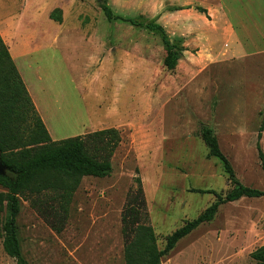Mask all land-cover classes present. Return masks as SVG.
<instances>
[{"label": "rangeland", "instance_id": "obj_1", "mask_svg": "<svg viewBox=\"0 0 264 264\" xmlns=\"http://www.w3.org/2000/svg\"><path fill=\"white\" fill-rule=\"evenodd\" d=\"M99 1L0 0L5 42L33 39L32 55L17 66L52 138L113 128L121 137L109 176H86L71 193L20 195L18 236L28 264H126L138 224L151 225L164 249L169 235L233 188L223 163L209 156L205 127L215 132L236 178L264 191L257 149L261 133L264 151V0L256 8L261 15L246 23L238 0H106L116 16L154 19L179 41L183 56L173 70L164 64L160 36L109 22ZM28 116L23 142L32 148L33 112ZM100 145L90 140L87 150L95 155ZM3 239L0 264H17ZM261 246L264 197H244L220 204L215 218L180 240L161 264H257L251 253Z\"/></svg>", "mask_w": 264, "mask_h": 264}, {"label": "trees", "instance_id": "obj_2", "mask_svg": "<svg viewBox=\"0 0 264 264\" xmlns=\"http://www.w3.org/2000/svg\"><path fill=\"white\" fill-rule=\"evenodd\" d=\"M100 6L109 22L124 20L137 28H143L160 36L165 44L167 56L165 66L173 70L183 56L179 41L171 40L162 24L154 19L143 17L123 18L116 16L106 0H100ZM207 14V9L198 8ZM62 22V19L55 18ZM29 112H33L32 126L28 136L33 147L24 146L22 123L28 122ZM0 153L1 162L7 168L5 175H0V186L6 191L0 192V214L6 213L0 230L6 253L17 264H28L23 256L18 236L17 219L20 211V195L26 191L41 193L48 189H63L66 193L74 192L80 181L86 176L107 177L112 171L111 157L121 142L116 129H104L84 136H75L60 141L51 138L49 131L40 117L29 94L25 82L11 56L9 47L0 34ZM20 124V125H19ZM21 126V127H20ZM18 127V131L14 129ZM263 130V128H262ZM261 130V131H262ZM259 133L257 149L264 171V151ZM202 140L209 147V156L220 160L229 175L233 188L225 198L219 197L195 220L188 221L169 235L164 249H159L154 229L151 225H139L134 229V236L126 247V264H161L162 259L172 251L177 243L190 235L200 225L211 222L222 203L235 202L244 197H264V191L248 187L236 178L229 158L220 147L218 137L210 127L201 133ZM97 140L100 147L95 155L87 150L88 141ZM99 152V155L96 153ZM101 151L104 154H101ZM140 181V180H139ZM202 193L213 191L199 190ZM126 219V216H125ZM126 221V220H125ZM135 227V226H134ZM127 230L125 224L124 231ZM257 264H264V246L251 253Z\"/></svg>", "mask_w": 264, "mask_h": 264}, {"label": "crops", "instance_id": "obj_3", "mask_svg": "<svg viewBox=\"0 0 264 264\" xmlns=\"http://www.w3.org/2000/svg\"><path fill=\"white\" fill-rule=\"evenodd\" d=\"M261 1L262 0H238V2H239V4H238V6H239V17H240L241 21L246 23V22L250 21L249 17H251L252 20H254L255 16L261 15L260 13H258L259 11L256 9L258 7V5L261 3ZM28 39L24 37L22 39H19L18 43L17 42L10 43V41L7 42L10 45L9 51L11 53V56H12V58L16 64V66H17L18 60H20L22 57H25L26 55H28V56L32 55V53H33V50H29V46H31L33 39L32 38H30V40H28ZM242 55L246 56L247 53H242ZM17 68H18V66H17ZM18 70H19V73H20L23 81L26 84V87L29 91V94H30V96H31V98L35 104V107H36L40 117L42 118L44 124L46 125V122L44 119V108L42 107L41 104H39V99L37 100V97H36L33 89L27 83L24 74L20 71L19 68H18ZM46 127H47V125H46ZM48 131H49V129H48ZM49 134H50V132H49ZM50 136H51V134H50ZM51 138H52V136H51Z\"/></svg>", "mask_w": 264, "mask_h": 264}, {"label": "water", "instance_id": "obj_4", "mask_svg": "<svg viewBox=\"0 0 264 264\" xmlns=\"http://www.w3.org/2000/svg\"><path fill=\"white\" fill-rule=\"evenodd\" d=\"M7 173V168L1 162V153H0V175H5Z\"/></svg>", "mask_w": 264, "mask_h": 264}]
</instances>
